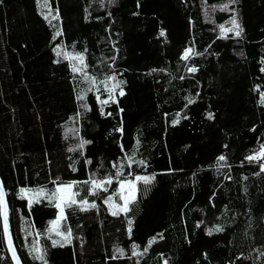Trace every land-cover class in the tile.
<instances>
[{
	"label": "trees",
	"instance_id": "trees-1",
	"mask_svg": "<svg viewBox=\"0 0 264 264\" xmlns=\"http://www.w3.org/2000/svg\"><path fill=\"white\" fill-rule=\"evenodd\" d=\"M43 3L0 0V177L22 263L264 264V160L246 159L264 145V0ZM65 54H83L95 87ZM136 175L155 178L113 215L105 201ZM70 183L96 207H65L50 231L55 201L20 189ZM0 264H14L2 218Z\"/></svg>",
	"mask_w": 264,
	"mask_h": 264
},
{
	"label": "snow or ice",
	"instance_id": "snow-or-ice-1",
	"mask_svg": "<svg viewBox=\"0 0 264 264\" xmlns=\"http://www.w3.org/2000/svg\"><path fill=\"white\" fill-rule=\"evenodd\" d=\"M39 2V0H38ZM43 7H49V15H52V11L50 6L48 5V0H44V3L42 5ZM48 17L45 16V19H47ZM53 19H58V11L56 13V15L52 16ZM234 28H239V25L236 24V21L233 19L232 21ZM221 28V32L224 33L226 31L230 32L233 31V29H225L223 25L220 26ZM61 32H57L56 35L59 36L61 35ZM161 36L164 35V32L161 31L160 33ZM236 35L239 36L240 35V31H236ZM190 54H198V53H193L192 49H186L182 55V59H188ZM57 55L59 56L60 53L57 52ZM65 59H70V60H76L79 61V66H77L76 64H73L72 66V71L74 73L76 72H84V69L87 67L84 64V56L83 54H77L76 56H71L70 54H65ZM189 71H195V69H189ZM262 71H264V69H262ZM84 76L85 79L89 80L90 83L92 84V87H95L96 84V78L95 77H89L88 74L86 72H84ZM115 81L116 80V76L115 75H111L106 77L105 81H102L103 83H105V91L109 94V99L112 98V94L115 92V90L117 88L120 87V84L122 82L117 81L115 84L112 85L111 88L107 87V81ZM89 91H92V88L88 89ZM98 90V89H97ZM123 91H120V95H123ZM79 99H84L83 96L79 97ZM97 99H99V97H97ZM109 102L108 99L101 101V104H107ZM115 102V101H113ZM189 103H192V101H189ZM84 107L86 108L87 106L84 105ZM110 115V114H109ZM209 119L212 118L211 114H209ZM179 121H174L173 123H178ZM86 142H81V144L79 145V147H83V144ZM71 151V149H70ZM127 161H128V167L131 168L132 163H137L139 165H144V161H135L134 160V155L133 156H127L126 157ZM225 156L221 155L217 158L218 162H222L225 161ZM248 161H260V160H264V145H261L260 150L255 154V155H250L246 158ZM90 163V161H89ZM113 167L116 168V172H115V176L118 179L120 176L123 175V172L121 171V168L124 167L123 164H121L119 167H117L116 164H113ZM261 167V171H264V163H262L260 165ZM129 175H132V173H129ZM154 176H140V175H136L133 179H125V180H119V191L116 193V195L119 196V198L123 201V204H116L114 202H112V197H109L105 203L109 204V208L112 210V214L113 215H117L119 212H128L129 211V205L134 202L135 200V192H136V186H137V182H143L145 185H148L152 182V180H154ZM113 182V177L109 176L107 179L105 180H97L94 177H90L88 181H84L85 184H89L90 185V192L89 194L91 195H96L97 194V190H103V191H107V188L105 187V185H111ZM55 183V182H54ZM73 187H75V184H60L57 185L55 187V189L53 191H51L50 193L48 191H46L44 188L38 189V190H31V189H24L21 188L20 189V194H21V198H28V204L29 206L32 205V203L34 202H38V198L39 197H45L47 198L50 202L55 201L54 206L59 209V214L58 217L55 221H52V228L50 229V231H56L59 228V224L60 221L62 219H64V210L65 207H72L74 205H77L80 207L81 211L86 210L83 205H88V201L87 200H80L77 201L76 200V196L79 195V192L73 191ZM31 194V196H30ZM30 196V198H29ZM89 207L95 208L96 205L93 203L91 205H88ZM0 218H2L3 220V236H7L8 237V243L11 245V236L9 233V227H8V211H7V203L5 200V193L3 190V186L0 185ZM129 223L131 224V221H129ZM217 231H220L221 229H216ZM129 231H131V229H129ZM209 234H211V231L209 232ZM57 235H63L62 233H60L59 231H57ZM68 235H71V232L69 230ZM65 240H67V236L64 237ZM162 238V236H161ZM155 237H153L149 243H148V247L151 246L152 243L155 242ZM57 242L53 241V245H55ZM139 247L138 245L133 244V254L137 255L138 253H136L135 249ZM148 250V248L146 247L144 249V251L146 252ZM34 251H39L38 248H34ZM118 252H120V254H123V250L121 249H117ZM13 258L15 257V251H13ZM39 259H43L42 256L37 257ZM17 264H19V261L17 260Z\"/></svg>",
	"mask_w": 264,
	"mask_h": 264
},
{
	"label": "water",
	"instance_id": "water-1",
	"mask_svg": "<svg viewBox=\"0 0 264 264\" xmlns=\"http://www.w3.org/2000/svg\"><path fill=\"white\" fill-rule=\"evenodd\" d=\"M0 185L3 186V190H4V193H5V200H6V203H7V211H8L9 207H8V201H7V196H6V190H5V187L3 185L1 177H0ZM8 227H9V233H10L11 241H12L11 245L8 243V237L7 236H4V237H5V242H6V245L8 247L9 253L11 255L12 261H13L14 264H17V260H18L19 264H23L19 254L17 252V249L15 247L14 241H13L12 232H11V225H10L9 211H8ZM13 251H15V257L16 258H13Z\"/></svg>",
	"mask_w": 264,
	"mask_h": 264
},
{
	"label": "rangeland",
	"instance_id": "rangeland-1",
	"mask_svg": "<svg viewBox=\"0 0 264 264\" xmlns=\"http://www.w3.org/2000/svg\"><path fill=\"white\" fill-rule=\"evenodd\" d=\"M143 183V182H140V184ZM137 191H138V182H137V186H136V192H135V196L137 194ZM76 198V197H75ZM121 200V199H120ZM123 204V201L121 200V205Z\"/></svg>",
	"mask_w": 264,
	"mask_h": 264
},
{
	"label": "bare ground",
	"instance_id": "bare-ground-1",
	"mask_svg": "<svg viewBox=\"0 0 264 264\" xmlns=\"http://www.w3.org/2000/svg\"><path fill=\"white\" fill-rule=\"evenodd\" d=\"M6 196H7V194H6ZM9 211V210H8ZM14 241V240H13Z\"/></svg>",
	"mask_w": 264,
	"mask_h": 264
}]
</instances>
